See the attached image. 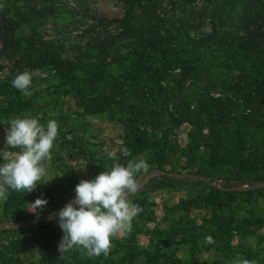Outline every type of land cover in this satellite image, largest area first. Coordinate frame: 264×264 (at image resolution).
Returning a JSON list of instances; mask_svg holds the SVG:
<instances>
[{
	"label": "rangeland",
	"instance_id": "obj_1",
	"mask_svg": "<svg viewBox=\"0 0 264 264\" xmlns=\"http://www.w3.org/2000/svg\"><path fill=\"white\" fill-rule=\"evenodd\" d=\"M157 1L173 43L164 32L148 37L149 46L137 38L117 40L105 53L107 62L118 55L123 60L112 66L116 84L98 77L90 84L99 94L90 92L84 73L72 75L46 63L29 70L34 73L31 96H0V105L17 107L0 118V150L9 121L24 113L43 124L50 119L59 123L58 148L37 188L31 193L9 190L7 202L0 203V264H230L237 256L264 264V185L248 183L264 181V52L226 50L217 39L189 43L183 28L176 30L178 21H188L185 29L194 40L214 28L219 36L225 0ZM30 7L26 0H0V17L12 18ZM78 7L107 23L74 20L67 11ZM126 11L122 0H53V14L16 28L17 50L7 48L0 31V83L16 62L35 55L37 40L54 43L60 59L75 61V47H84L95 35L118 32ZM167 44L170 51H158ZM148 54L154 55L149 68L134 79L133 60ZM112 91V102L101 95ZM218 98L222 102H214ZM131 108L137 112L133 122L127 114ZM190 133L200 134L205 143L193 144ZM127 141L135 145L129 146L132 155L124 157L119 150ZM111 151L122 164L141 157L150 165L148 173L138 174L139 189L129 197L143 211L131 232L112 238L107 258L74 250L61 259L63 232L56 214L75 199L81 180L111 167ZM163 174L168 184L157 188ZM176 174L180 178L170 180ZM38 198L48 203L36 210L37 216L31 204ZM208 236L214 243H205Z\"/></svg>",
	"mask_w": 264,
	"mask_h": 264
},
{
	"label": "clouds",
	"instance_id": "obj_2",
	"mask_svg": "<svg viewBox=\"0 0 264 264\" xmlns=\"http://www.w3.org/2000/svg\"><path fill=\"white\" fill-rule=\"evenodd\" d=\"M33 75L28 69L18 72L11 82L12 87L24 96H31ZM9 124L5 147L0 150V157L4 160L0 164V203L7 202L9 190L33 192L47 174L54 147L58 148V145H54L59 129L56 120L50 119L43 124L38 116L24 113L11 119ZM119 151L124 157L132 155L127 147H121ZM108 158L113 161L111 167L92 180H81L75 189V199L56 214L63 232L58 246L61 259L64 253L74 250L89 258L101 254L107 258L112 248V238L131 232L134 218L143 211L129 197L139 189L138 174L148 173L150 165L141 157L122 164L116 151L109 152ZM47 203V200L38 198L31 204L33 212L42 210ZM205 243L214 241L208 236ZM230 264H257V261L237 256Z\"/></svg>",
	"mask_w": 264,
	"mask_h": 264
},
{
	"label": "trees",
	"instance_id": "obj_3",
	"mask_svg": "<svg viewBox=\"0 0 264 264\" xmlns=\"http://www.w3.org/2000/svg\"><path fill=\"white\" fill-rule=\"evenodd\" d=\"M122 1L127 7V11L125 13V18H123L117 26L119 28L118 32L109 33L105 36H102L101 38L99 35H95L88 39L84 47H75L78 55L75 61H66L60 59L58 56V51L60 49L53 46L54 43L37 40L38 45L34 48L35 55L28 54L24 60L16 62L6 80L0 83V96L11 93H14L16 96H18L20 91L12 87L11 83L17 73L23 72L25 69L30 70V68L34 66H41L46 63L51 64L53 67H55V69H59L62 72L70 73L72 75L78 71L84 73V76H87V79L89 80V83H87V89L90 92L99 94V91L96 89L97 87L90 84V82L95 81L93 82V84H95L96 79L103 76L105 79L107 78L115 83V77L111 75V71L113 70L112 66H121L123 63V60L121 57H119V55L112 56L109 62L106 61L107 58L105 53L114 48L113 46L117 40L125 41L137 38L144 42V46H149L148 37H151L152 39L154 34L156 35L158 33L164 32L167 35L169 42H171V44L173 43L172 41L174 38H172L173 35L171 33V29L167 28V21H165L164 17L160 16L159 14L161 5L157 0ZM26 3H30L31 5L27 13L17 12L12 18H6L4 16L0 17V31L3 32L1 33L3 34L4 40L7 43V48H12L14 50L18 49L20 43L14 39L13 33L15 32L16 28L19 27L21 22L27 23V21L33 20L34 17L37 19H42L45 18L46 15H51L54 13L53 0H26ZM223 4L224 8H222V11L218 17V27L222 28L223 30L219 36L217 34V29L214 28L211 35L205 38L194 40L189 37V34L185 29V27L188 26V21H178L179 27L175 26L176 30H181V28H183V38L189 43H205L208 39H212V41L215 42L217 39V44L226 50L236 48V50H239L242 53L253 55H259L264 52V0H225ZM38 5H40V7H37ZM67 12L74 20H93L97 24L107 23V20L104 18L92 15L90 12L81 9L80 7L71 8ZM134 19L136 20L134 21ZM160 50L161 49H158V51L161 53H167L168 50L170 51L169 44L165 46V49L161 51ZM152 57L154 58V55H152ZM152 57L150 54H148L143 57L145 60L143 58L133 60V70L131 76L133 75L134 79H140L141 76L146 73L147 69L149 68L148 65L150 59ZM229 87L231 86L229 85ZM229 92L232 91L229 90ZM110 93V95H107L105 92H102L101 95L103 94L104 96L108 97L112 102L115 100L113 98L115 92L112 91ZM214 102H222V98L214 99ZM16 108L17 107L13 106L12 103H8V106L0 105V118L10 116L16 110ZM136 113V108H131L130 110L128 109V118L132 121V119L137 117ZM145 135L146 133L142 135L141 141L146 143L148 140H146ZM193 135L195 134L190 133L189 135L193 137L191 138V142L193 144L197 145L198 140H200L199 142L205 143V139L201 137L200 134L196 137ZM131 142L132 141H127L125 146L129 148L130 145H135V143L131 144ZM167 176V174L160 176L161 180L157 183V188H164L167 186L169 178ZM177 178H180L179 174H176L175 177H171L170 180ZM203 180L205 179H201V181ZM201 181L199 180L197 182ZM248 183L250 186L264 185V181L260 180H253Z\"/></svg>",
	"mask_w": 264,
	"mask_h": 264
},
{
	"label": "water",
	"instance_id": "obj_4",
	"mask_svg": "<svg viewBox=\"0 0 264 264\" xmlns=\"http://www.w3.org/2000/svg\"><path fill=\"white\" fill-rule=\"evenodd\" d=\"M255 187H257V186H255Z\"/></svg>",
	"mask_w": 264,
	"mask_h": 264
},
{
	"label": "built area",
	"instance_id": "obj_5",
	"mask_svg": "<svg viewBox=\"0 0 264 264\" xmlns=\"http://www.w3.org/2000/svg\"><path fill=\"white\" fill-rule=\"evenodd\" d=\"M3 127V126H2Z\"/></svg>",
	"mask_w": 264,
	"mask_h": 264
}]
</instances>
